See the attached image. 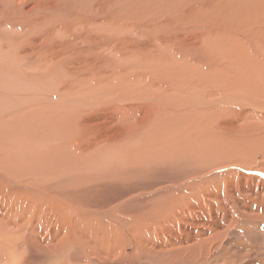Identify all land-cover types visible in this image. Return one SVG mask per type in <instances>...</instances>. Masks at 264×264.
Returning <instances> with one entry per match:
<instances>
[{
  "label": "rangeland",
  "instance_id": "374dc122",
  "mask_svg": "<svg viewBox=\"0 0 264 264\" xmlns=\"http://www.w3.org/2000/svg\"><path fill=\"white\" fill-rule=\"evenodd\" d=\"M263 67L264 0H0L4 239L31 210L41 245L59 242L35 223L46 205L86 227L126 206L149 228L132 264H264V134L243 117Z\"/></svg>",
  "mask_w": 264,
  "mask_h": 264
},
{
  "label": "bare ground",
  "instance_id": "6f19581e",
  "mask_svg": "<svg viewBox=\"0 0 264 264\" xmlns=\"http://www.w3.org/2000/svg\"><path fill=\"white\" fill-rule=\"evenodd\" d=\"M254 2V1H253ZM262 2V1H261ZM257 3V2H256ZM260 3V2H259ZM263 3V2H262ZM261 3V4H262ZM255 4V3H254ZM256 5V4H255ZM259 5V4H258ZM263 5V4H262ZM263 14V13H262ZM254 18V17H253ZM262 24V23H261ZM263 30V29H262ZM260 36V35H259ZM186 45V44H185ZM192 45V44H191ZM245 45V44H244ZM187 47V46H186ZM192 47V46H191ZM198 47V46H197ZM243 48V47H242ZM234 51V50H233ZM59 56V55H58ZM68 57V56H67ZM180 60V59H179ZM63 62V61H62ZM67 67V66H66ZM184 68V67H183ZM264 68V67H263ZM169 69V68H168ZM167 71V70H166ZM170 71V70H169ZM174 71V70H173ZM264 71V69H263ZM252 72V70H251ZM164 74V73H163ZM261 75V73H260ZM263 82V80H262ZM162 83V82H161ZM169 84V83H168ZM179 84V83H178ZM255 84V83H254ZM164 86V85H163ZM171 86V85H170ZM257 87L260 88V85L258 84ZM164 90V89H163ZM175 90V89H174ZM140 96V95H139ZM181 98V93L180 95ZM156 97V96H155ZM264 97V95H263ZM167 98V97H166ZM183 98V97H182ZM142 99V98H141ZM168 99V98H167ZM170 99V98H169ZM109 100V99H108ZM123 100V99H122ZM262 100V99H260ZM143 101V100H141ZM173 101V100H172ZM132 102V101H131ZM259 101H255L256 105H253L252 103L249 104L247 111L244 113L243 117H251L255 119L253 122H251V125H254L258 128L260 132L264 134V106H261L260 104H264V100H262L259 104ZM145 103V102H144ZM153 105V104H152ZM245 105V104H244ZM242 107V106H241ZM255 107V108H253ZM127 108V107H126ZM249 109V112H248ZM136 110V109H135ZM141 110V109H140ZM145 111V109H144ZM147 111V110H146ZM230 112V110H229ZM247 125L248 131H254L256 132V129H252V127ZM32 170V169H31ZM23 171V170H22ZM25 172V171H24ZM28 174V173H27ZM20 178V177H19ZM10 179V178H9ZM29 179V178H28ZM21 180V179H20ZM39 180V179H38ZM7 181V180H6ZM29 181V180H28ZM26 181V182H28ZM23 182V180H22ZM32 182V181H31ZM106 182V181H105ZM10 183V182H9ZM16 183V182H15ZM30 182H28L29 184ZM34 183V182H33ZM38 183V181H37ZM35 181V184H37ZM107 183V182H106ZM31 184V183H30ZM40 184V182H39ZM104 184V183H103ZM7 186V185H6ZM38 186V185H36ZM27 187V186H26ZM34 187V186H32ZM111 187V186H110ZM41 188V187H40ZM99 188V187H98ZM39 189V188H38ZM107 187H104L103 190H106ZM2 191V190H1ZM7 191V189H6ZM54 191V190H53ZM58 191V190H57ZM94 189L92 190V192ZM97 191V190H96ZM113 191V190H112ZM37 192V191H35ZM40 192V191H39ZM65 192V190H64ZM67 192V191H66ZM65 192V193H66ZM91 192V193H92ZM22 193V191L20 192ZM60 193H62L60 191ZM59 193V194H60ZM30 194V193H29ZM41 194V193H40ZM47 194V193H46ZM33 195V193L31 194ZM30 195V197H31ZM53 195H55L53 193ZM99 195V194H98ZM22 196V195H21ZM50 196V195H49ZM67 196V194L65 195ZM134 197V196H133ZM4 198V197H3ZM44 198V197H43ZM54 198V197H52ZM14 199V197H13ZM16 199V198H15ZM82 199L86 202L88 209L93 207H105L103 204L100 206L98 203L94 202L96 198H91L90 193L88 195L84 194L82 195ZM98 199V198H97ZM127 199V198H126ZM131 199V198H130ZM21 200V199H20ZM29 200V199H28ZM28 200H25L27 202ZM101 203L106 202L107 198L103 192V197L101 199H98ZM8 201V200H7ZM10 201V200H9ZM61 201V200H60ZM64 202H66V198L63 199ZM62 201V202H63ZM126 201V200H125ZM12 202V201H11ZM30 202V200H29ZM18 203V202H17ZM8 204V203H7ZM13 204V203H12ZM36 204V203H35ZM61 204V202H60ZM10 205V204H9ZM8 205V207H9ZM28 205V203H27ZM68 205V204H67ZM110 205V204H109ZM14 206V204H13ZM24 206V205H22ZM30 206V205H29ZM34 206V205H33ZM4 207H6L4 205ZM12 207V205H11ZM15 207V206H14ZM18 207L19 204H18ZM37 207V206H36ZM41 212V218L43 220V223H39V218L36 220V224L41 227H45L47 229V233H51L53 231L54 235L58 234V241L59 242H53L51 240L50 244L47 245L45 248L43 245H41L40 239L38 238V232H37V226L35 225V229L33 230L30 226V220L34 218V215L31 210H29V216L28 220H25L23 222H27L28 224L24 225L23 222L21 223V226L19 229H16L15 235L11 233L12 239L11 240H5L4 237L7 236V232L5 230V225L3 226L0 223V257L6 256V258H12L9 264H33L35 261H40L42 263H45L48 260L56 259V261L52 264H63L62 262H58L59 259L63 258V254L67 253L68 246L73 247V243H85L87 246V249L89 246H91L85 254L86 262L89 264V259L91 256L95 258L96 264H104L107 260H113L117 262V264H132V259L129 258L130 254L126 251L127 247H130L132 245V237L134 236H143L145 233L148 235L149 233H146L149 231V228L146 224L143 225H134V219L133 214L131 215L128 211V208L126 206H122L118 208V210H110L108 211L107 218L109 219L106 225L103 224H92L89 226H85L82 224V222L85 220L83 217H79L77 215H74L69 211V209L65 206L61 205L60 214H57L58 217H54V224L52 222V213L50 211H47L48 207ZM17 208V207H16ZM14 208V209H16ZM31 208V207H30ZM3 209V208H2ZM21 209V207H20ZM23 209V208H22ZM27 210V208H25ZM93 209V208H92ZM21 211V210H20ZM24 211V210H23ZM19 214V210L16 211ZM15 212V213H16ZM25 212V211H24ZM27 212V211H26ZM40 212V211H39ZM70 212V214H69ZM126 212V213H125ZM142 213L144 211H141ZM146 212V211H145ZM32 215H31V214ZM1 214V213H0ZM69 214V215H68ZM137 214H135L136 217ZM16 216V214H15ZM23 216V215H22ZM84 216V214H83ZM88 216V215H87ZM1 217V216H0ZM22 218V217H21ZM80 218H83L84 220L79 223L81 220ZM2 219V218H1ZM0 219V220H1ZM36 219V218H35ZM144 219V218H143ZM2 221V220H1ZM124 223V225H127L128 229L120 228V223ZM133 224V226H132ZM8 225V224H7ZM19 225V224H18ZM163 227V226H162ZM17 228V227H16ZM159 228V227H157ZM155 229L156 230L158 229ZM165 228V227H164ZM83 229V230H78ZM152 229V227H151ZM153 230V229H152ZM160 230V229H159ZM164 230V229H163ZM151 231V230H150ZM152 233V232H150ZM71 237L68 239V237ZM66 237V239H65ZM139 237V239H140ZM149 237V236H148ZM151 237V236H150ZM149 237V238H150ZM160 237V236H159ZM52 238V235H51ZM131 238V240H130ZM143 238V237H142ZM146 238V237H145ZM153 238V237H152ZM156 238V237H155ZM74 239V242L73 240ZM138 239V240H139ZM162 239V237L160 238ZM156 241V240H155ZM161 241V240H160ZM164 242V241H163ZM167 242V241H166ZM158 243V242H157ZM63 244V245H62ZM152 244V243H151ZM160 244V242H159ZM149 245V243H148ZM166 245V244H165ZM162 246V245H161ZM17 247H21L20 249ZM59 248H64L60 251H58ZM211 250V249H210ZM49 251V252H48ZM209 251V250H208ZM210 252V251H209ZM22 253H25L29 259L25 258L26 261L24 262L22 257L20 255ZM37 253V256L35 258V254ZM69 253V252H68ZM204 253V252H203ZM236 254V253H235ZM112 259H111V258ZM206 257V256H205ZM221 257V256H220ZM9 260V259H8ZM134 261V259H133ZM252 261V260H251ZM228 262V261H227ZM91 263V262H90ZM35 264V263H34ZM67 264V263H66ZM92 264V263H91ZM224 264V263H223Z\"/></svg>",
  "mask_w": 264,
  "mask_h": 264
}]
</instances>
